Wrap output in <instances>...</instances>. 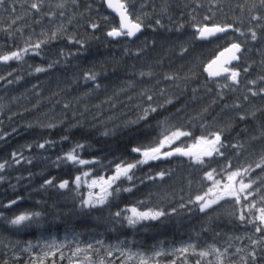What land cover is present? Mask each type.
<instances>
[{
	"label": "snow or ice",
	"instance_id": "6c2138e0",
	"mask_svg": "<svg viewBox=\"0 0 264 264\" xmlns=\"http://www.w3.org/2000/svg\"><path fill=\"white\" fill-rule=\"evenodd\" d=\"M111 12L118 17V24H113L104 32L110 41L124 43V55L134 56L140 59L150 46L154 47L156 41L144 39L141 40L146 29L155 32L158 29L165 28L163 20L160 18L168 14L169 5L165 0L164 5L160 9V16L153 19V16L146 10V0H102ZM194 8L188 11L187 16L189 23L193 29L192 38L194 40H208L215 37L217 40L224 41L222 48H218L217 54L207 63L201 65L206 79L202 82L204 89L208 93L214 91L215 85L216 98L212 99V104L202 108L195 115H188L185 112L186 106L176 107L179 95L168 93V87H161L163 82H172L179 87L180 81H188L197 78L198 73L195 69H189V73L181 76L178 72L157 73L149 67L147 70L141 69L137 71L135 65L129 70V74L134 79L125 81V86L115 93L112 97L106 98L101 102L109 104L112 108H116V100L129 90L135 89L137 83L145 85L139 92L140 103L134 105L136 117L134 120H128L124 126L128 129H135V135H144L147 139L151 136V140L146 143H137L130 148V152L134 155L129 157H118L115 160H108L107 157H92L85 159L82 152L91 146L87 143L76 141L71 144L65 151L63 148L51 165L60 168L61 166H71L77 169L72 179H59L55 176L45 177L39 186V191L56 190L60 193H73L79 196L78 206L81 209L104 210L110 209L113 203L122 194L133 193L139 184H145L146 181H164L166 177H171L176 171L174 168H159L157 162H175L183 165L187 161V167L190 170L187 178V192L185 188L180 189V209H188L189 212H199L202 217L213 220V213H218L220 209L228 208L227 215L231 222L238 224L242 229H251V233L245 232L244 235L229 236V241L239 240L241 245L246 239L248 243L243 246H235L234 251L232 243H228L225 247L208 245L200 247L195 243H188L180 248L174 249V253L183 257L182 264H189L187 257L194 255L198 257L195 264H237L236 260L231 257L237 256L240 264H264V145H261L257 153L254 148V142L264 140V121H260L257 125L256 132L245 138L237 133L236 137L230 142L228 136L235 127L234 121L255 120L257 114H264V105L257 106L255 101L250 97H259L264 100V75H259L255 79L249 78V74L255 61L249 62V54L254 50L257 55L261 56L260 64L264 66V0H243L242 3H232V0H207L206 13L202 20L198 19L199 9L204 8L202 0H192ZM71 5V7H69ZM186 3L184 8H188ZM0 8L12 17L9 25L0 29L7 34L5 45L7 51H0V65H9L10 62L28 63L26 57H39L46 60L45 64L29 65L31 71L29 75H39L49 73L58 66H67L70 58L82 55V50L86 49V42L77 34L69 31V26L77 20L79 16L83 19L86 12L92 10L89 3L85 7V11H79V0H22L17 4L16 0H0ZM18 8L23 11V15L18 14ZM155 11V9L153 10ZM182 14H183V10ZM71 12V15H67ZM218 14L223 19L219 20ZM57 17L60 21L57 22ZM100 18L109 21L110 17L106 14H100ZM169 21L176 23L175 28H168V31L181 32L185 28L184 23L174 22L169 16ZM31 20V24L27 21ZM52 24L51 30L41 28L39 34L35 33L32 27L40 26L44 21ZM18 21H25L21 27H13ZM101 27L100 23L95 20H89L87 28L92 31L89 34L95 39H100L95 33ZM31 28L30 32L25 29ZM19 33L24 43L21 46H15V34ZM35 36V38H33ZM66 39L70 45H78L76 51H65L61 48L58 53L49 55L51 49L45 51L48 45L58 39ZM12 41V44L8 42ZM139 42V43H138ZM132 45H135L133 49ZM259 45L260 47H256ZM189 51L188 43L180 45L179 54L183 56ZM162 63V61H160ZM12 71L8 72L11 76ZM101 73L89 68L84 71L79 78H74L75 83L82 80L87 88L85 96H91L101 88L99 80ZM242 78L249 86L245 89L246 94L243 96V103L239 98L232 104L224 103L222 111L225 109H242L245 105L251 104V109L247 111H237L234 119L225 122L219 121L217 117L208 120V113L212 105L225 101V91L236 92L240 89ZM6 79L0 76V80ZM17 82L20 77H17ZM155 79V84L151 81ZM13 81L8 80L11 84ZM151 84V86H148ZM38 85H33L37 88ZM71 90V89H69ZM183 91V89H181ZM199 91L198 88L193 89V94ZM157 93L161 99L157 100ZM39 97L41 93L36 92ZM54 95H59L56 93ZM128 101L132 102L134 97L128 95ZM83 99V97L79 98ZM60 104L59 100L55 101ZM169 106L175 107V111L168 117L159 119L153 128L151 119L158 115L161 111H169ZM3 106L0 105V108ZM39 103L33 105V110H39ZM63 109L67 110L73 107L71 103H64ZM22 115V114H21ZM83 115V113H81ZM67 113H65V118ZM9 119H12L10 116ZM75 119V117H74ZM98 119V117H94ZM199 122L201 134L194 136L191 127ZM0 123H3L0 121ZM64 123L54 121L52 117L45 113L44 119L37 118L35 122H29L24 125L25 128L39 129L41 132L51 133ZM73 127H83L79 121H76ZM119 127V125H117ZM19 131L12 128L11 132L0 133V141H6L8 137ZM246 131V130H242ZM116 128H109L107 124L100 132L103 137L115 135ZM191 137L192 144H186L182 138ZM70 140L65 134L59 139L53 140L45 137L36 141L35 144H28L21 149L11 152L10 159L0 162V183H4L7 177L4 175L9 169L22 164L31 165L34 157L25 155V148L31 152L36 147L43 152H48L56 145L63 144ZM196 149L195 151L193 149ZM232 150V151H229ZM248 154L251 159L244 164L233 163V159ZM43 154V153H41ZM176 158V159H174ZM182 158V159H181ZM93 166L87 168L86 166ZM96 166L101 170L110 171V174L103 175L96 171ZM148 166L147 172L142 177L138 175ZM153 166L159 170L152 172ZM42 174V173H41ZM32 173L29 172L27 177H16L17 182L23 179H31ZM88 189L86 193H81V187ZM193 186L195 189L193 190ZM9 187L15 191L17 185L10 184ZM187 195V199H185ZM24 199L23 196L17 194L14 198L9 199L7 203H0L2 208H12L13 205ZM37 204L40 201H36ZM177 212L176 207L168 209L156 205L147 206L146 201H138L136 205L110 212L109 216L113 223H126L128 227L136 228L145 222L161 221L163 218L171 216ZM43 216L40 210L24 211L14 214L11 217L0 213V220H3L8 226L13 228H28L34 224H38ZM218 218V217H217ZM204 231L207 227L202 225ZM216 235H221L216 232ZM33 245L29 244L23 249L29 252ZM54 242L48 245L49 250L59 248ZM93 246L89 244L86 249L77 247L72 253L77 256L78 253L84 252V260L87 264H106V259L101 257L95 260L87 253L92 250ZM107 256H112L111 249L106 250ZM54 254V253H53ZM162 251H156L155 257L163 255ZM49 252H44V256H48ZM121 255L128 257H139V264H152L151 258H145L143 255L126 252L121 249ZM19 259V257H16ZM3 264H8L7 260ZM30 264H44L43 257H34ZM110 264V262H108ZM175 264V261H172Z\"/></svg>",
	"mask_w": 264,
	"mask_h": 264
},
{
	"label": "trees",
	"instance_id": "16d2710c",
	"mask_svg": "<svg viewBox=\"0 0 264 264\" xmlns=\"http://www.w3.org/2000/svg\"><path fill=\"white\" fill-rule=\"evenodd\" d=\"M16 2L19 4L22 0H16ZM91 2L93 1L79 0V11L84 12L87 4H93ZM202 2L205 6L203 9L198 10V19L201 20L208 6L207 0H202ZM236 2L242 3L243 0H232V3ZM164 3L165 0H146V10L148 13L150 11L153 19L160 16V9ZM167 3L169 5L168 14L160 17L163 20L165 28L158 29L155 32L146 29L141 37V39L146 37L148 40H155V46H150L140 59L136 57L130 59V63H127L125 60L123 65L108 63L103 68H96L95 70L101 73L99 77L101 88L91 96H85L87 88L84 82L80 80L79 83H75L74 78H79V76L91 66V64L86 63L87 60L95 59L96 57L105 59V54L113 52V49L117 47L113 41H110L104 36L105 30L102 27L97 29L95 33L100 39H95L89 35L92 30L87 28L88 21H97L94 16L96 12L92 13L93 10L86 12L83 19L78 16L77 20L69 26V31L83 38L87 46L86 49L82 50V55L78 56L80 59L77 62V67L83 65L81 67L82 71L70 78L63 79L68 87H57V85H59L57 81L65 77V73H57L55 70H51L49 73L29 75L31 69L27 65L16 66L13 62H10L9 65H0V76L6 77V79L0 80V91L6 90V93L2 94V97H0V105L3 106L0 108L3 131L10 132L15 126H23L18 128L19 131L17 133H21L19 135L22 136V138H27L24 140L25 144H27V142L32 144V142H35L34 139L39 140L49 136L51 139L57 141L65 134L70 137L69 141L63 144L58 143L55 148L50 149L48 152H43V150L33 147L31 152L26 153V155H32L34 157L31 165L22 164L20 166H14L4 173L7 180L4 183H0V203H7L9 199L14 198L17 194L23 196L24 199L20 200L18 204L13 205L12 208L0 207V213L11 217L14 214L24 211L40 210L43 212V216L38 224L19 229L10 227L4 223L3 220H0V264H3L4 260H7L8 264H26L25 261L16 258L18 257L17 254H21V257L26 255L25 253H19V250L27 247L29 244L35 247L41 242L58 237L61 238L68 233L72 234L76 240L82 238L80 240L82 242H88L102 237L106 243L117 244L123 249H128L131 253H153L156 248L160 247L166 249L171 245L174 246L187 241L193 242L200 247H207L208 245L225 247V243L227 242L226 238H229V236L234 233L235 227L229 222L231 220L227 215V207L220 209L218 213H213V220L202 217V214L198 211L189 212L188 209L179 208V204L181 203L180 189L183 187L185 188V192H187V178L190 173L186 160L183 165L175 162L171 164L168 162H157L159 168H174L176 171L171 177H166L164 181H146L145 184H139V182H137L138 188L134 190L133 193L122 194L114 201L113 206L110 209L104 210L103 213L99 210L81 209L78 206L79 197L73 193L66 192L62 194L52 189L48 191L38 190L45 177L55 176L57 180L61 178L72 179L78 174L77 169L72 168L70 165L67 167L61 166L60 168L51 165V160L55 159L62 148L66 151L70 145L76 141L84 142L91 146L81 153L85 159H91L95 156L100 158L107 157L108 160H115L118 157L130 158L134 155L130 152L131 146L137 143H146L148 140H151V136H148L147 139L144 135L137 136L135 135V129L130 130L124 126L126 121L135 119L136 110L134 105L140 103L138 94L145 85L137 83L135 89L129 90L126 94L122 93L119 99L116 100V108H112L107 103H104L101 107H97V105H101V102L105 101L106 98L112 97L115 93L119 92L120 89L125 86V81L134 79V77L129 74V70L133 65H135L137 71L141 69L147 70L151 67L152 70L157 73L162 74L171 71L178 72L181 76L188 74L189 69H195L198 73L197 78L188 81H180L179 87H176L172 82H163L160 86H167V94L169 95L172 93L179 95L180 99L176 107L186 106L185 112L188 115H195V113L202 108L212 104V99L216 98L215 85H213L214 91L212 93H208L204 89L202 82L206 79V76L203 73L201 65L214 58L218 52V48L223 47L224 41L217 40L216 38L210 40H194L192 38L193 29L187 16L188 11L194 8L192 0H167ZM186 3L189 5L188 8H184ZM69 7H71V5H69ZM152 8H156L155 11H153L154 9ZM181 10H183V14ZM0 12L3 13L0 16V29H2L9 25L12 17L5 13L3 9H1ZM18 14L23 15L24 13L18 8ZM67 15L70 16L71 12H68ZM169 16L172 17L174 22L184 23L185 28L179 33L168 31V28H175L176 26V23L169 21ZM217 18L219 20L223 19L221 14H218ZM184 19L186 20L184 21ZM59 21L60 18L57 17V22ZM27 23L31 24V20L29 19ZM24 24L25 21H18L17 25L13 27H21ZM32 27L35 29V33L39 34L41 28L51 30L52 24L45 20L42 25H33ZM25 31L30 32L31 28H27ZM6 36L7 34L5 32L0 31V51L10 50L4 43ZM33 38H35V36ZM97 40L100 44L93 43V41ZM184 42L188 43L189 51L181 56L179 54L180 45ZM8 43L12 44L13 42L9 41ZM23 43V38L19 33H16L15 46H21ZM65 43H67V40L61 38L48 45L47 49H55L56 46L59 47ZM75 46L78 47V45ZM256 47L260 46L256 45ZM249 57L250 63L255 61L250 71L249 78L255 79L259 75H264V66L260 64L261 56L257 55L254 50L249 54ZM160 61H162V63H160ZM132 62H134L133 65L131 64ZM31 65H34V63H31ZM9 71L13 73L11 76H8ZM17 77H20L18 82L16 79ZM8 80H12L13 82L9 84ZM151 82L155 84V79ZM33 85H38V87L34 89ZM247 87L249 86L242 78V83L238 91H225V101L212 105L208 113V120L211 121L212 117L215 116L219 121L225 122L229 119H234L237 111H247L251 109L252 105L247 104L242 109L237 110L229 108L222 111L224 103L232 104L237 98L243 103V96L246 94L245 89ZM194 88L199 89L195 94V98L193 94ZM181 89H183V91H181ZM37 91L41 93L39 97L36 95ZM56 93H59V95H54ZM128 95L134 97L132 102L128 101ZM81 97H83V99H79ZM159 99L161 98L157 93V100ZM56 100H59L60 104H56ZM250 100L255 101L257 106L264 105V100H261L259 97H250ZM66 102L71 103L73 107L67 110L63 109L62 105ZM37 103H39L40 107L38 111H35L33 110V105ZM122 107L124 108L121 112L123 116H126V119L123 122L107 124L109 128H116L115 135H110L108 137L101 136L100 132L104 129L105 124L102 125V123L99 122L100 119H94V117L97 115H106L114 109H121ZM174 111L175 107L169 106V111H161L158 115H155V117L151 119L153 128L157 120L168 117ZM45 113L52 117L54 121L58 122L63 120L64 123L51 133L24 127L25 124L33 122L37 118L44 119ZM65 113H67L66 118ZM81 113H83V115H81ZM10 116L12 119H9ZM76 121H79L83 127H73L72 125L75 124ZM260 121H264V114L258 113L255 120H246L243 122L234 121L235 127L228 136L229 141L231 142L232 138L237 136V133L241 134L239 138L246 139L256 132L257 125ZM117 125H119V127H117ZM188 127L192 128L195 136L201 134L198 121L194 127L190 123ZM17 140L18 139L12 140L9 144L10 146H2L0 144V162H3L5 159H10V154L14 151L13 147L17 144ZM261 145H264V140H257L254 142L253 146L257 153ZM250 159L251 157L246 153L238 160L234 158L233 163L244 164ZM92 167L93 166L89 165L86 166V169ZM159 168L153 166L152 172L154 173L159 170ZM147 169L148 166H145L144 171L138 173V175L143 177ZM29 172L33 174L30 180L23 179L19 181V183L17 182L16 177H27ZM97 172L103 175L110 174V171L101 170L99 166H96V171L93 172V175ZM10 184L17 185L15 191L9 187ZM194 189L195 186H193V190ZM185 199H187V195H185ZM36 201H40V203L37 204ZM138 201H146L147 206L159 205L169 211L172 207H176L177 212L163 218L161 221L145 222L142 225H138L136 228L128 227L126 223H113L112 218L109 216L110 212L136 205ZM55 225H57V227ZM202 225L206 226L208 230L204 231ZM235 225L237 224L235 223ZM59 226L62 228L61 232L59 231L61 230ZM55 228L57 232L59 231L58 233L55 231ZM216 232H220L221 235L217 236ZM38 234L39 236H37ZM97 248L98 245L93 246L90 252L95 255ZM55 257L56 255H53L52 258ZM160 258H162L163 262L168 264H172V261H175V264H182L183 260V257L173 260L171 255H162L154 259ZM197 258L198 257L194 255H189V264H195ZM61 262L64 263V261Z\"/></svg>",
	"mask_w": 264,
	"mask_h": 264
},
{
	"label": "rangeland",
	"instance_id": "374dc122",
	"mask_svg": "<svg viewBox=\"0 0 264 264\" xmlns=\"http://www.w3.org/2000/svg\"><path fill=\"white\" fill-rule=\"evenodd\" d=\"M84 1H86V0H84ZM92 1H93V2H91V3H93L92 4V10H93L92 13L96 12L94 14V16L96 17L98 23H100L101 27L105 31L107 30V28L109 26H111L113 24H118L117 19L105 10V7H104L102 0H92ZM1 9L2 8H0V10ZM2 14L3 13L0 12V16ZM100 14L108 15L110 17L109 21L102 20L100 18ZM144 39H146V37L142 38L141 40H144ZM93 43L94 44H100V42H98V40L93 41ZM114 43L116 44L117 47H115L113 49V52L106 53L104 56L105 59L100 58V57H96L95 59L87 60L86 63L91 64V66L89 68H94V70L96 68L100 69V68H103L104 66H106L108 63L109 64L116 63L118 65H123L125 60L127 61V63H130L129 60L132 59L134 56H125L124 55V43H117V42H114ZM132 47L134 49L135 45H132ZM61 48L65 49V51H68V50L76 51L78 47H76L75 45H70L68 43H65V44L60 45L59 47L56 46L55 49L54 48L51 49V52L49 53V55L58 53V51ZM45 51H48V49L46 48ZM157 54H158V52H157ZM26 59L28 60V63L17 64L15 62H13V64H16V66H19V65L29 66L31 63H34V65H36V64H45L47 62L46 60H41V58H39V57H26ZM79 59L80 58L78 56L71 57L70 63L67 66L61 65V66H58L57 68L53 69L57 73H60V72L65 73V77H63L62 79L60 78L57 81V82H59V85H57V87H59V88L68 87V85L65 84L63 79L70 78L73 75H77L82 71L81 67L83 65L81 67H77V62ZM131 64L133 65L134 62H132ZM89 68H87V69H89ZM151 84H153V82H151ZM151 84H149V86H151ZM4 93H6V90L0 91V97H2V94H4ZM124 107H122L121 109H114L112 112H110L106 115H97L96 117H98V119H100L99 122L102 123V125L123 122L126 119V116H123V114L121 112ZM0 121H2L1 117H0ZM33 122H35V121H33ZM2 124L3 123H0V133H4L3 128H2ZM20 127H23V126H15V128H17V129ZM19 134H21V133H19ZM19 134L18 133L12 134L10 137H8L6 139V141H0V144L2 146H6V145L10 146L9 144H10V142H12V140L18 139L17 144L13 147V150L21 149L23 146L30 144L27 141H26L27 144H25L24 140H26L27 138L26 139L22 138V136H20ZM14 137H17V138H14ZM182 140L188 145L192 144V138L191 137H184V138H182ZM34 141L35 142H32V144H35L37 140L34 139ZM31 151H32V149H31ZM27 152H29V151L25 148V155ZM87 191H88V189L83 187V186L80 189L81 193H86ZM229 222H230V224H233L235 227L234 233L230 236L244 235L245 232H248L249 234L251 233V229H242L238 226V224L235 225L234 222H231V221H229ZM226 241L227 242L225 243V246H227L228 243L233 244V248L230 249V251H234L235 246H243V245H246L248 243V241L245 239L243 241V245H241V242L239 240L229 241L228 237L226 238ZM53 242L60 247L58 249L52 248L51 250H49L48 245L53 244ZM188 243H193V242L187 241V242L179 243V244L174 245V246L171 245V246L167 247L166 249L159 247V248H156L153 253H147V252L144 253L143 252V253H135V254L143 255L145 258H151L152 264H168V263L163 262L162 258L154 259V258H159V257H155L154 253L156 251H162L163 253H165L163 255H171L172 259L176 260L182 256L180 254L174 253L173 250L180 248V247H182ZM89 244H91L92 246L98 245V248L96 250L97 253L95 251V255L90 251H89L90 253H87V255L92 256L95 260H99L101 257H106L105 258L106 264H108V262H110V264H139V257L138 256H133L130 259L128 257L122 256L121 255V249H123V248H121L117 244L106 243L102 237H99L95 240H90L88 242H82V241L76 240V238H74V236L72 234L63 235L61 238H58V239L54 238V239H51L49 241L41 242L40 244H37L35 247H32L29 252L23 251V249H24L23 248V249L19 250L18 252L19 253H25L26 255H23L21 257L20 254H17V256L20 258V260L25 261L26 264H30V261L34 257H36V258L43 257V259H45L44 264H46V263L47 264H87V262L84 260V256H85L84 252L78 253L77 256H73L72 253L75 251V249L77 247H79L81 249H86ZM70 246H71V248H70ZM107 249H111V251H112L111 257L107 256V253H106ZM123 250L126 252H130L128 249H123ZM46 251L49 252V255L45 257L44 252H46ZM53 255H56V257L52 258ZM30 256H32V257H30ZM188 257H187V260H188ZM231 259L236 260L237 264H240L237 256H233V257H231ZM61 261H64V263Z\"/></svg>",
	"mask_w": 264,
	"mask_h": 264
},
{
	"label": "bare ground",
	"instance_id": "6f19581e",
	"mask_svg": "<svg viewBox=\"0 0 264 264\" xmlns=\"http://www.w3.org/2000/svg\"><path fill=\"white\" fill-rule=\"evenodd\" d=\"M160 1H161V0H160ZM173 1H174V0H173ZM158 3H159V1H158ZM153 7H154V5H153ZM156 8H157V7H156ZM156 8H155V9H156ZM152 9H154V8H152ZM174 12H175V11H174ZM176 12H177V11H176ZM178 12H179V11H178ZM149 13H150V11H149ZM150 14H151V13H150ZM184 18H185V17H184ZM180 20H181V19H180ZM182 20H183V19H182ZM185 20H186V19H184V21H185ZM184 43H185V42H184ZM110 51H111V50H110ZM202 57H203V55H202ZM60 201H61V200H60ZM70 204H71V203H70ZM61 205H62V203H61ZM59 207H60V206H59ZM63 207H64V206H63ZM65 212H66V211H65ZM72 212H73V211H72ZM66 213H67V212H66ZM64 214H65V213H64ZM78 215H79V214H78ZM79 217H80V216H79ZM103 217H104V216H103ZM103 217H102V218H103ZM105 218H106V217H105ZM80 219H81V218H80ZM64 221H65V219H64ZM66 221H67V220H66ZM74 221H75V219H74ZM84 221H85V220H84ZM71 222H72V221H71ZM71 222H70V225H71ZM67 223H68V221H67ZM75 223H76V222H75ZM78 224H79V223H78ZM55 226L57 227V225H55ZM66 226H67V225H66ZM76 226H77V225H76ZM49 227H50V225H49ZM63 227H64V226H63ZM70 227H71V226H70ZM81 228H82V227H81ZM45 229H46V228H45ZM50 229H51V227H50ZM50 229H49V230H50ZM59 229H61V230H59V231L61 232V231H62V228H60V226H59ZM68 229H69V228H68ZM49 230H47V231H49ZM75 230H76V229H75ZM11 231H12V230H11ZM40 231H41V230H40ZM42 231H43V228H42ZM52 231H53V229H52ZM55 231L57 232L56 228H55ZM59 231H58V232H59ZM14 232H15V231H14ZM45 232H46V231H45ZM58 232H57V233H58ZM68 232H69V231H68ZM104 232H105V231H104ZM42 233H43V232H42ZM53 233H54V232H53ZM57 233H55V234H57ZM46 234H47V233H46ZM59 234H60V233H59ZM68 234H69V233H68ZM118 234H119V233H118ZM120 234H122V233H120ZM35 235H36V234H35ZM44 235H45V234H44ZM48 235H49V233H48ZM69 235H70V234H69ZM37 236H39V234H38ZM123 236H124V235H123ZM55 237H56V236H55ZM65 237H66V236H65ZM78 237H79V236H78ZM105 237H106V236H105ZM107 237H108V235H107ZM107 237H106V238H107ZM32 238H33V237H32ZM58 238H59V237H58ZM58 238H57V239H58ZM118 238H119V237H118ZM34 239H35V238H34ZM81 239H82V238H81ZM81 239H80V240H81ZM35 240H36V239H35ZM35 240H34V241H35ZM55 240H56V239H55ZM80 240H79V241H80ZM110 240H111V239H110ZM30 241H31V239H30ZM56 241H57V240H56ZM58 241H59V240H58ZM83 241H84V240H83ZM81 244H82V243H81ZM123 245H124V244H123ZM23 246H25V245H23ZM70 248H71V246H70ZM69 252H70V251H69ZM88 253H90V252H88ZM96 253H97V251H96ZM32 254H33V253H32ZM20 255H21V254H20ZM27 260H28V259H27ZM44 260H45V259H44ZM28 262H29V261H28ZM46 264H47V263H46Z\"/></svg>",
	"mask_w": 264,
	"mask_h": 264
},
{
	"label": "water",
	"instance_id": "95a60500",
	"mask_svg": "<svg viewBox=\"0 0 264 264\" xmlns=\"http://www.w3.org/2000/svg\"><path fill=\"white\" fill-rule=\"evenodd\" d=\"M104 6H105V9H106L109 13H111L112 15H114V16L116 17L115 13L111 12V10L108 9L106 5H104ZM116 19H117V21H118V17H116ZM118 22H119V21H118ZM214 38H215V37H212V38H209V39H214ZM209 39H208V40H209ZM204 74H205V73H204ZM205 76H206V74H205ZM193 150L195 151L196 149L194 148Z\"/></svg>",
	"mask_w": 264,
	"mask_h": 264
}]
</instances>
